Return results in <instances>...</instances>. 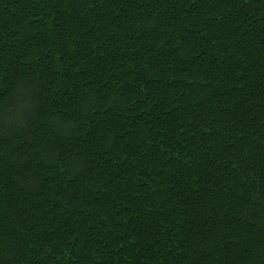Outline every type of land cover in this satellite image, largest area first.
Returning a JSON list of instances; mask_svg holds the SVG:
<instances>
[{
    "label": "trees",
    "instance_id": "obj_1",
    "mask_svg": "<svg viewBox=\"0 0 264 264\" xmlns=\"http://www.w3.org/2000/svg\"><path fill=\"white\" fill-rule=\"evenodd\" d=\"M0 264H264V0H0Z\"/></svg>",
    "mask_w": 264,
    "mask_h": 264
}]
</instances>
